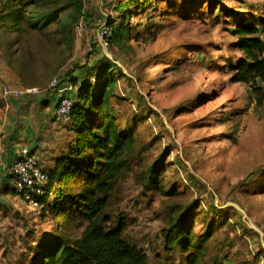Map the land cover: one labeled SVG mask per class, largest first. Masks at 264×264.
I'll use <instances>...</instances> for the list:
<instances>
[{
    "label": "rangeland",
    "instance_id": "1",
    "mask_svg": "<svg viewBox=\"0 0 264 264\" xmlns=\"http://www.w3.org/2000/svg\"><path fill=\"white\" fill-rule=\"evenodd\" d=\"M125 1L84 0L89 20L76 28L72 48L37 32L0 35V71L10 43L15 65H30L24 77L39 94L61 69L71 79L101 58L115 62L114 114L136 145L106 210L108 225L126 221V239L147 253L148 264H185V254L168 253L163 231L191 207L192 231L212 234L204 264H264V102L249 84L234 82L232 70L246 58L234 24L252 14L264 19V0H150L139 13L131 8L128 47L102 48L97 31L110 18L119 21L116 7ZM218 5L240 16L233 22ZM156 164L177 195L141 183ZM18 207L3 225L0 264L27 262L55 229L49 211Z\"/></svg>",
    "mask_w": 264,
    "mask_h": 264
},
{
    "label": "trees",
    "instance_id": "2",
    "mask_svg": "<svg viewBox=\"0 0 264 264\" xmlns=\"http://www.w3.org/2000/svg\"><path fill=\"white\" fill-rule=\"evenodd\" d=\"M159 1V0H157ZM150 0H126L116 7L118 20L108 21L113 35L109 47L125 50L133 39L131 8L141 12ZM210 6H212L210 4ZM217 6L235 22L239 13ZM244 16L232 30L239 37L238 48L246 58L232 67L234 82L247 83L264 102V19ZM84 0H0V35L14 33L45 34L59 45L73 46L79 24L87 20ZM89 20V19H88ZM119 22V23H116ZM54 28L53 31L49 29ZM11 55L13 45H5L7 65L17 73L25 88H37L24 75L30 65L16 66ZM117 64L107 58L85 67L83 76L71 81L73 108L70 119L61 118L73 139L66 151L55 160L49 172V181L38 197L43 210L49 211L55 229L40 238L33 255L23 264H148L145 251L126 239L127 222L120 220L109 226L107 214L113 191L131 171L127 156L134 151L136 139L132 132L122 131L114 114L117 79L113 75ZM49 90V89H48ZM157 164L139 176L146 187L167 196H175L174 188L167 189L160 177ZM15 181V179H14ZM14 192L16 189L14 186ZM200 212V211H199ZM194 212L185 208L173 216L163 231L165 247L170 254H185V264H204L211 233L201 236L192 231ZM32 253L29 251V255ZM27 259V258H26Z\"/></svg>",
    "mask_w": 264,
    "mask_h": 264
},
{
    "label": "crops",
    "instance_id": "3",
    "mask_svg": "<svg viewBox=\"0 0 264 264\" xmlns=\"http://www.w3.org/2000/svg\"><path fill=\"white\" fill-rule=\"evenodd\" d=\"M1 67L3 71H0V244L2 239H6L4 241L8 244L7 231L3 225L8 224L14 213L15 202L20 210L26 211L29 207L14 192L15 181L7 172L8 166L21 147H28L46 169H52L56 158L66 151L73 137L63 119L56 116V107L60 99L56 89L50 88L46 93L40 94L27 93L18 99L5 101L4 83L23 92L37 88L20 86L19 78L14 75L15 72L7 62ZM21 204H25L27 208Z\"/></svg>",
    "mask_w": 264,
    "mask_h": 264
},
{
    "label": "built area",
    "instance_id": "4",
    "mask_svg": "<svg viewBox=\"0 0 264 264\" xmlns=\"http://www.w3.org/2000/svg\"><path fill=\"white\" fill-rule=\"evenodd\" d=\"M79 28L82 29L83 25ZM112 35V29L107 24H102L97 31L96 41L102 48L107 49L109 48L108 39ZM62 78L61 69L51 81L49 89H56L60 95L56 116L70 119L73 108L72 93L75 91V86L70 81L61 82ZM27 93H39V90L31 89L23 92L8 86L3 89L5 101L18 99ZM7 172L15 179L16 195L32 209L41 210L43 205L38 197L43 194V187L48 183L50 175L41 165L38 157L33 155L28 147H21L8 166Z\"/></svg>",
    "mask_w": 264,
    "mask_h": 264
}]
</instances>
